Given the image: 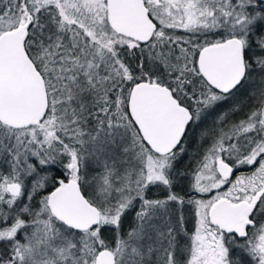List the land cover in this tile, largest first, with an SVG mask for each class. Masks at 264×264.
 Segmentation results:
<instances>
[{"label":"snow or ice","instance_id":"obj_1","mask_svg":"<svg viewBox=\"0 0 264 264\" xmlns=\"http://www.w3.org/2000/svg\"><path fill=\"white\" fill-rule=\"evenodd\" d=\"M0 264H264V0H0Z\"/></svg>","mask_w":264,"mask_h":264},{"label":"trees","instance_id":"obj_2","mask_svg":"<svg viewBox=\"0 0 264 264\" xmlns=\"http://www.w3.org/2000/svg\"><path fill=\"white\" fill-rule=\"evenodd\" d=\"M185 163H187V158H185ZM189 228H191V221L189 222Z\"/></svg>","mask_w":264,"mask_h":264}]
</instances>
